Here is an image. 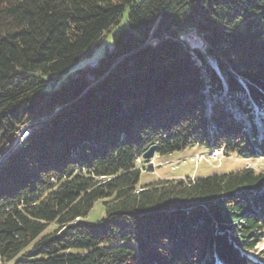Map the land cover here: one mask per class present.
Masks as SVG:
<instances>
[{"label":"trees","instance_id":"16d2710c","mask_svg":"<svg viewBox=\"0 0 264 264\" xmlns=\"http://www.w3.org/2000/svg\"><path fill=\"white\" fill-rule=\"evenodd\" d=\"M254 104L264 0H0V257L264 264L248 255L264 241V167L137 186L155 144L264 158ZM98 199L105 217L82 222Z\"/></svg>","mask_w":264,"mask_h":264},{"label":"rangeland","instance_id":"374dc122","mask_svg":"<svg viewBox=\"0 0 264 264\" xmlns=\"http://www.w3.org/2000/svg\"><path fill=\"white\" fill-rule=\"evenodd\" d=\"M127 14V11H126ZM116 27H112L109 33L101 41V46L97 47L96 55L101 56L107 50V48H113V39L112 35L115 32ZM194 42H191L193 46L203 47L202 40L195 35ZM211 64L214 63L212 59H209ZM249 98V97H248ZM228 104L232 107L233 113L244 120V125L246 128H249L250 122L247 116V113H243L234 106V99L229 98ZM256 108L257 105L253 106V119L255 120V125L257 128V133L259 138L264 136V122L260 119H255L256 117ZM264 113V112H262ZM28 132H25L23 136L27 135ZM211 149L203 145H193L189 146L180 151H174L168 154H156L151 162L144 164V169H142L140 180L138 182V187L146 186L153 184L160 179H172V178H199L205 177L213 174L228 173L237 171L238 169L247 166L253 167L256 170H261L264 167V158L258 154L256 158L244 159L238 157L235 154H230L224 156L220 161L212 160L209 155ZM203 155L208 160L198 161V156ZM151 167V168H149ZM103 217H105V208L102 199H98L93 208L89 213L82 218V222L90 225L96 224ZM55 228L54 225H51L48 228V231H52ZM255 262L264 261V241H261L259 245L255 247L254 252L248 254Z\"/></svg>","mask_w":264,"mask_h":264},{"label":"bare ground","instance_id":"6f19581e","mask_svg":"<svg viewBox=\"0 0 264 264\" xmlns=\"http://www.w3.org/2000/svg\"><path fill=\"white\" fill-rule=\"evenodd\" d=\"M194 36H195V34H189V35L184 36V38L187 39L188 41L194 42V39H195ZM213 65L215 66L214 63H213ZM215 67H216V66H215ZM25 136H26V135H25ZM25 136H23V138H24ZM221 150H223V148H220V147H217V148L212 149V151H211L209 157H210L212 160L215 161L216 153L219 152V151H221ZM197 160H198V161H202V160H208V159H207L206 157H204L203 155H200V156H198Z\"/></svg>","mask_w":264,"mask_h":264},{"label":"water","instance_id":"95a60500","mask_svg":"<svg viewBox=\"0 0 264 264\" xmlns=\"http://www.w3.org/2000/svg\"><path fill=\"white\" fill-rule=\"evenodd\" d=\"M218 68V67H217ZM218 74L220 75L219 69H217ZM221 76V75H220ZM226 86V82H224ZM158 145H152L150 146L142 155L143 159L145 160H152L155 155L157 154Z\"/></svg>","mask_w":264,"mask_h":264},{"label":"built area","instance_id":"2783aa9c","mask_svg":"<svg viewBox=\"0 0 264 264\" xmlns=\"http://www.w3.org/2000/svg\"><path fill=\"white\" fill-rule=\"evenodd\" d=\"M22 138H23V136H22ZM223 155H224V151H223V150L217 152V153H216V157H215V161L220 160V159L223 157ZM138 161H140V159H138ZM0 264H10V263H9L8 261L3 260V259L0 257Z\"/></svg>","mask_w":264,"mask_h":264}]
</instances>
